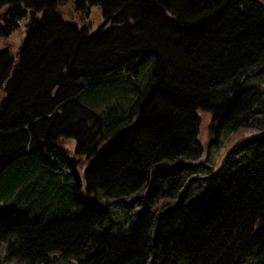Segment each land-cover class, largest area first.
I'll return each instance as SVG.
<instances>
[{
    "label": "trees",
    "instance_id": "obj_1",
    "mask_svg": "<svg viewBox=\"0 0 264 264\" xmlns=\"http://www.w3.org/2000/svg\"><path fill=\"white\" fill-rule=\"evenodd\" d=\"M263 75L264 0H0V264H264Z\"/></svg>",
    "mask_w": 264,
    "mask_h": 264
},
{
    "label": "rangeland",
    "instance_id": "obj_2",
    "mask_svg": "<svg viewBox=\"0 0 264 264\" xmlns=\"http://www.w3.org/2000/svg\"><path fill=\"white\" fill-rule=\"evenodd\" d=\"M93 11H96V10H93ZM15 36L16 35H13L11 37V41L14 43H16V39H17ZM250 82L251 83H259L262 87H264V75L260 76V77L252 78L250 80ZM201 116H202V119H201V133H200V135H201V143L205 149L207 147V143L204 140L207 138V131H206L207 125L206 124L208 123L209 114L206 112H204V113L202 112ZM250 132L251 131L248 129H242L239 133L234 134V136L237 137L238 135L240 136L243 134H248ZM226 137H227L226 135L225 136L223 135V139H222V141L218 147L212 146V147H209L208 150L205 149L206 151L204 153V156H205L204 159L207 160L208 165H211V164L214 165V163H217L220 160L222 154L224 153V151L226 149V143H225L227 140ZM74 144H75L74 138H68L67 139L66 146L69 149H72ZM48 264H71V262H69L63 258H57L55 256L54 259L51 260Z\"/></svg>",
    "mask_w": 264,
    "mask_h": 264
}]
</instances>
